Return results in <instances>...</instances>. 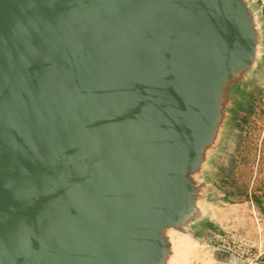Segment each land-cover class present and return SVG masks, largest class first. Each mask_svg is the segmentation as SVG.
<instances>
[{"label": "water", "instance_id": "water-1", "mask_svg": "<svg viewBox=\"0 0 264 264\" xmlns=\"http://www.w3.org/2000/svg\"><path fill=\"white\" fill-rule=\"evenodd\" d=\"M253 35L245 0H0V264H161Z\"/></svg>", "mask_w": 264, "mask_h": 264}, {"label": "rangeland", "instance_id": "rangeland-1", "mask_svg": "<svg viewBox=\"0 0 264 264\" xmlns=\"http://www.w3.org/2000/svg\"><path fill=\"white\" fill-rule=\"evenodd\" d=\"M245 2L254 55L224 84L214 136L190 174L196 207L175 228L184 256L172 264H264V2Z\"/></svg>", "mask_w": 264, "mask_h": 264}, {"label": "bare ground", "instance_id": "bare-ground-1", "mask_svg": "<svg viewBox=\"0 0 264 264\" xmlns=\"http://www.w3.org/2000/svg\"><path fill=\"white\" fill-rule=\"evenodd\" d=\"M187 174H188L187 172L178 171L176 173V177L179 179H182ZM191 203L192 204L195 203L194 199H193V202L191 200ZM195 204H197V203H195ZM195 207H196V205H195ZM183 234L184 233L182 231H180L179 229H175L173 227H168L164 224V222H161V225L158 229V237L164 245V247L161 251V255L159 257L161 260L160 261L161 264H172L174 262V260H176L177 257H179L180 255L184 256V251H181L178 247L179 241L183 242V240L185 239V238H180V236H182ZM166 242H168V244H169L168 246H166Z\"/></svg>", "mask_w": 264, "mask_h": 264}, {"label": "built area", "instance_id": "built-area-1", "mask_svg": "<svg viewBox=\"0 0 264 264\" xmlns=\"http://www.w3.org/2000/svg\"><path fill=\"white\" fill-rule=\"evenodd\" d=\"M257 1H263L264 2V0H257Z\"/></svg>", "mask_w": 264, "mask_h": 264}]
</instances>
